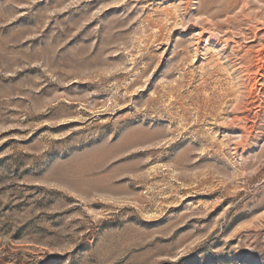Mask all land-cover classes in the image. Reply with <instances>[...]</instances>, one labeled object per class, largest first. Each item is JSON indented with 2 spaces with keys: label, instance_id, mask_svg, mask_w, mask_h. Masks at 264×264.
Wrapping results in <instances>:
<instances>
[{
  "label": "rangeland",
  "instance_id": "obj_1",
  "mask_svg": "<svg viewBox=\"0 0 264 264\" xmlns=\"http://www.w3.org/2000/svg\"><path fill=\"white\" fill-rule=\"evenodd\" d=\"M0 264H264V0H0Z\"/></svg>",
  "mask_w": 264,
  "mask_h": 264
},
{
  "label": "bare ground",
  "instance_id": "obj_2",
  "mask_svg": "<svg viewBox=\"0 0 264 264\" xmlns=\"http://www.w3.org/2000/svg\"><path fill=\"white\" fill-rule=\"evenodd\" d=\"M234 4V3H233ZM231 6V5H230ZM232 7V6H231ZM248 23V22H247ZM259 27V26H258ZM261 28H262V26H261ZM206 32V31H205ZM213 34V33H212ZM225 41V40H224ZM197 43V42H196ZM197 47V46H196ZM249 66V65H248Z\"/></svg>",
  "mask_w": 264,
  "mask_h": 264
}]
</instances>
